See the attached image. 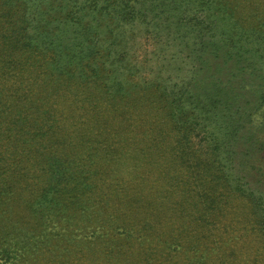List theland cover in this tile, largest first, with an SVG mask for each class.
Instances as JSON below:
<instances>
[{"label": "trees", "instance_id": "trees-1", "mask_svg": "<svg viewBox=\"0 0 264 264\" xmlns=\"http://www.w3.org/2000/svg\"><path fill=\"white\" fill-rule=\"evenodd\" d=\"M264 0H0V264H264Z\"/></svg>", "mask_w": 264, "mask_h": 264}, {"label": "rangeland", "instance_id": "rangeland-1", "mask_svg": "<svg viewBox=\"0 0 264 264\" xmlns=\"http://www.w3.org/2000/svg\"><path fill=\"white\" fill-rule=\"evenodd\" d=\"M259 119H260V120H263V119H264V109H263L262 112L260 113Z\"/></svg>", "mask_w": 264, "mask_h": 264}]
</instances>
